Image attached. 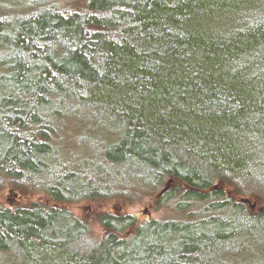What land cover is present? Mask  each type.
<instances>
[{
    "label": "trees",
    "instance_id": "1",
    "mask_svg": "<svg viewBox=\"0 0 264 264\" xmlns=\"http://www.w3.org/2000/svg\"><path fill=\"white\" fill-rule=\"evenodd\" d=\"M3 191L0 264H264V0H0Z\"/></svg>",
    "mask_w": 264,
    "mask_h": 264
},
{
    "label": "rangeland",
    "instance_id": "2",
    "mask_svg": "<svg viewBox=\"0 0 264 264\" xmlns=\"http://www.w3.org/2000/svg\"><path fill=\"white\" fill-rule=\"evenodd\" d=\"M13 194H16L17 196H20L19 193L13 191ZM9 196V197H8ZM33 197V198H32ZM9 199H17L16 196H12L8 194L7 191H3L0 193V203L5 205H13L16 204V202L11 203L12 200ZM35 201V202H48L47 198L43 194H31V198L27 201ZM26 203V202H25ZM71 210L82 217L85 218V220L93 227L94 232L97 235H100L103 233V228L99 224V216L104 213H114L119 214V204L116 201H101L99 203L97 202H84L80 204H73L69 206ZM143 208H147L149 211L151 210V216L152 217H158L162 215V211L153 209L152 206L148 207L147 204H141V205H135L133 207L128 208V211L132 212L135 216H137L138 220L145 219L147 216L145 213L142 212ZM128 233H131V231H127ZM128 233L122 235L127 236Z\"/></svg>",
    "mask_w": 264,
    "mask_h": 264
},
{
    "label": "bare ground",
    "instance_id": "3",
    "mask_svg": "<svg viewBox=\"0 0 264 264\" xmlns=\"http://www.w3.org/2000/svg\"><path fill=\"white\" fill-rule=\"evenodd\" d=\"M145 208H143V210H144ZM142 210V212L144 213V211ZM148 212H149V214H146V216L148 217V216H150L151 215V213H150V211L148 210Z\"/></svg>",
    "mask_w": 264,
    "mask_h": 264
},
{
    "label": "water",
    "instance_id": "4",
    "mask_svg": "<svg viewBox=\"0 0 264 264\" xmlns=\"http://www.w3.org/2000/svg\"><path fill=\"white\" fill-rule=\"evenodd\" d=\"M143 211H144V213H146V214H149V212H148V209H147V208H145Z\"/></svg>",
    "mask_w": 264,
    "mask_h": 264
}]
</instances>
